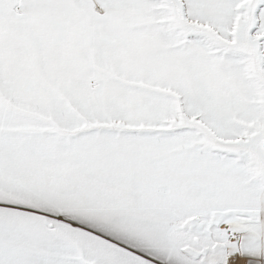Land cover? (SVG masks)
<instances>
[{"label": "snow or ice", "instance_id": "1", "mask_svg": "<svg viewBox=\"0 0 264 264\" xmlns=\"http://www.w3.org/2000/svg\"><path fill=\"white\" fill-rule=\"evenodd\" d=\"M0 264H264V0H0Z\"/></svg>", "mask_w": 264, "mask_h": 264}]
</instances>
